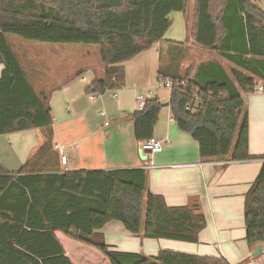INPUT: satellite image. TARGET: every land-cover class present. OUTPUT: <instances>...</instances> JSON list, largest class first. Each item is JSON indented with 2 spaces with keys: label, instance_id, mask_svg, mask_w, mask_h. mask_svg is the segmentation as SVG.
<instances>
[{
  "label": "trees",
  "instance_id": "obj_1",
  "mask_svg": "<svg viewBox=\"0 0 264 264\" xmlns=\"http://www.w3.org/2000/svg\"><path fill=\"white\" fill-rule=\"evenodd\" d=\"M187 9L188 0H0V136L46 129V142L19 170L0 162V264H75L57 232L98 249L111 264H231L223 256L166 249L148 256L106 243L102 230L113 221L132 235L193 243L207 221L195 206H170L152 193L143 167L62 172L57 164L42 162L54 156L50 97L35 90L7 38L97 45L103 71L86 93L98 96L123 87L126 61L162 44L157 80L184 81L171 91L172 117L199 143L202 159L250 160L243 95L255 92L260 82L264 88V10L255 0H195L192 43L231 67L199 59L182 72L192 48L189 38L165 35L173 25L171 13ZM145 102L131 113L139 142L154 136L163 104L157 97ZM244 223L248 247L264 244V161L245 194Z\"/></svg>",
  "mask_w": 264,
  "mask_h": 264
},
{
  "label": "crops",
  "instance_id": "obj_2",
  "mask_svg": "<svg viewBox=\"0 0 264 264\" xmlns=\"http://www.w3.org/2000/svg\"><path fill=\"white\" fill-rule=\"evenodd\" d=\"M194 3L195 0H188V9L185 13H171L173 25L165 35L168 40L181 41L178 39L189 38L192 48L183 61L182 72L192 63L195 56L213 53L192 43L190 30ZM12 36L15 35L7 36L8 42L20 60L28 80L38 93L50 97L54 119L51 126L53 140L50 155L54 156L53 159H44L42 162L50 161L57 164L62 172L143 167L147 169V187L152 193L162 195L170 206H195L207 221V227L197 243L171 239H165L168 241L161 243L157 240L164 238L132 235L120 222L113 221L102 230L106 243L119 251L143 253L148 256H154L160 250L166 249L205 256H223L231 264H237L233 260L234 254H229L225 250L226 247L212 249L208 236L212 231L220 234L233 224L225 216L233 205L231 201L237 197L243 200L244 217L245 194L256 179L264 161V92L243 95L249 116V152L252 159L226 162L225 167L221 165L226 163L216 164L218 161L203 160L200 156L199 143L190 133L180 129L175 120H171L173 117L169 103L168 106H162L159 121L154 129V137L161 140L163 149L160 152L149 153V159L146 161L139 154L140 142L134 137L131 113L140 110L139 96H143L144 100L155 98L145 95L144 89L151 91L150 88H143L139 92L137 89L142 87L143 83L136 82L142 78L145 65L149 61L157 62L159 66L162 44L156 43L151 49L126 61L124 66L128 72V82H124L123 87L118 90L106 91L93 101L86 93V89L103 71L102 64L95 70L89 69L88 74H85L86 70L80 69V65L76 68L77 60H80L82 53L79 46L35 41L26 43L19 39L20 37ZM17 47L32 53L40 52L42 57L39 55L37 59L32 58L25 65ZM84 54L90 55L91 51ZM40 61H43V64H40ZM3 67L4 65L0 63V77ZM88 76L89 83H81L88 81ZM156 97L163 103L169 102L167 98H160L158 95ZM103 110L107 111L105 117L100 114ZM106 121L109 122L108 125H105ZM45 142V128L1 135L0 162L9 170L17 171L32 159ZM216 207L222 208L218 216ZM229 231L234 232L231 228ZM60 234L62 233L57 232L71 258L76 256L92 263L89 260L90 253L98 249L93 247L91 249V246L76 240L75 243L71 242L73 239ZM236 240L239 241L235 234H232L229 241ZM240 240L239 242H246L245 223ZM218 244L215 243V246ZM246 245V255L237 260L238 262L253 256L254 249L251 250L247 242Z\"/></svg>",
  "mask_w": 264,
  "mask_h": 264
},
{
  "label": "rangeland",
  "instance_id": "obj_3",
  "mask_svg": "<svg viewBox=\"0 0 264 264\" xmlns=\"http://www.w3.org/2000/svg\"><path fill=\"white\" fill-rule=\"evenodd\" d=\"M256 3H258L260 5V7L264 10V0H255ZM12 37H16L19 38L17 36H12ZM22 41H26V43H33L32 41L29 40H24L22 38H19ZM177 39V38H176ZM18 40V41H21ZM178 40H185V37H182ZM37 43V42H35ZM77 46H79V48L82 50V53L80 54V60H77L76 63V68H78V66L80 65V69H84L85 74H88V70H95V68H97V66L102 64V59H101V55H100V50L99 47L97 45H85V44H76ZM18 48V47H17ZM17 50V49H16ZM87 51H91L90 55H86L84 54ZM18 52L20 54V56L22 57V60L24 61V64L26 65L27 61L30 59H37V57L40 55V58L42 57L40 52H29L28 50L25 49H20L18 48ZM201 60V59H217L219 60L227 69H229V67H231V64L226 61L225 59L217 56L215 53H212V55H199V56H195L193 61H197V60ZM40 64H43V61H40ZM157 62L153 61H149L146 65H145V69H144V73L142 75V78L139 79L138 82L136 83H143L142 87H139L137 90H140L139 92H141L143 90V88H150L151 91H149V89H144V93L145 95H151V96H155L158 95L160 98H167L170 99L171 96V91L166 88L162 82H159L157 80L158 75H157ZM126 71V77H125V83L128 82V72L127 69L125 68ZM82 81V80H81ZM81 83H89V76H88V81L85 82H81ZM133 83V82H131ZM262 82H260L259 84H261ZM110 147V146H109ZM111 149V147H110ZM115 149H113V152H115ZM112 150V149H111ZM219 203V202H218ZM231 204H233L232 206H230V208L228 209V213L225 216L226 219L230 220L231 222H233V224L229 227H227L226 229L222 230L219 233H217L216 231H212L210 232L209 236H208V241L211 243L210 247L212 249H219V248H223L226 247L227 249H225L227 252H229V254L233 255L234 254V261L237 264H264V257L261 258H256L254 256L252 257H247L246 260L243 261V259L241 260V262H238L237 260H239L240 258L244 257L246 255V242L241 241L240 239L243 236L244 233V217H243V200L242 198H235L231 201ZM217 207H219V204H217ZM217 216H218V212L221 211L222 208H217ZM121 225V224H120ZM229 228L233 229L234 232H230ZM209 231V230H208ZM232 234H235V237L239 239L236 241H229L230 237L232 236ZM63 235V234H60ZM64 236V235H63ZM62 236V237H63ZM220 236V237H219ZM71 241V240H70ZM157 241H161V243H163V241H168V240H157ZM71 242H76L75 240H72ZM215 243H219L217 246H215ZM264 245V244H263ZM90 247V246H89ZM91 249H93L92 247H90ZM255 249V248H254ZM73 251H75V249H73ZM96 252H91L89 257V260L93 263V264H111L109 259L103 255V253L99 250H94ZM71 252V251H70ZM69 252V253H70ZM78 253V251H76ZM178 252V251H177ZM73 254V253H72ZM80 256V255H79ZM103 257V258H101ZM102 259H105L106 262ZM72 260L74 261L75 264H92V263H88L86 261V259H80V257H72Z\"/></svg>",
  "mask_w": 264,
  "mask_h": 264
},
{
  "label": "built area",
  "instance_id": "obj_4",
  "mask_svg": "<svg viewBox=\"0 0 264 264\" xmlns=\"http://www.w3.org/2000/svg\"><path fill=\"white\" fill-rule=\"evenodd\" d=\"M161 82L163 83V85L168 88L170 91L174 90V89H179L183 86L184 81L180 78H173L172 76H166V77H162ZM112 90H116V89H112ZM118 90V89H117ZM255 92H264V88L262 85L258 86V88L255 90ZM90 99L95 101L99 96L95 95V94H91L89 95ZM139 103H140V109H143L145 107V101L143 96H139L138 97ZM187 109L189 110H193L192 106H188ZM100 114L105 117L107 116V111L103 110L100 112ZM171 120H174V118H172ZM109 122H105V125H108ZM140 149L142 150H149L150 153H156V152H160L163 149V144L161 142V140L157 139L156 137H151L148 140L145 141H141L140 142ZM225 162H221L218 161L216 164H223ZM264 257V252L262 254H260L257 258H261Z\"/></svg>",
  "mask_w": 264,
  "mask_h": 264
},
{
  "label": "water",
  "instance_id": "obj_5",
  "mask_svg": "<svg viewBox=\"0 0 264 264\" xmlns=\"http://www.w3.org/2000/svg\"><path fill=\"white\" fill-rule=\"evenodd\" d=\"M169 105V102H166V103H163L162 104V106H168ZM150 153V151L149 150H142V149H140L139 150V154H140V156H141V158L143 159V160H148L149 159V157H148V154ZM264 252V245L262 244V243H260V244H258L256 247H255V249H254V251H253V256L254 257H258L260 254H262Z\"/></svg>",
  "mask_w": 264,
  "mask_h": 264
}]
</instances>
